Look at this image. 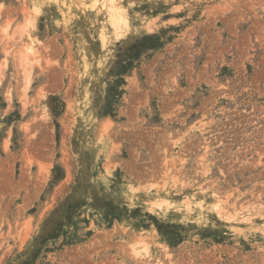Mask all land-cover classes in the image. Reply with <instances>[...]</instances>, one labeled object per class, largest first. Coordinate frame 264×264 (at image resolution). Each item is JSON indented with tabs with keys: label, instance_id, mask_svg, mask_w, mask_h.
Returning <instances> with one entry per match:
<instances>
[{
	"label": "rangeland",
	"instance_id": "rangeland-1",
	"mask_svg": "<svg viewBox=\"0 0 264 264\" xmlns=\"http://www.w3.org/2000/svg\"><path fill=\"white\" fill-rule=\"evenodd\" d=\"M262 215L264 0H0V264H264Z\"/></svg>",
	"mask_w": 264,
	"mask_h": 264
},
{
	"label": "bare ground",
	"instance_id": "bare-ground-1",
	"mask_svg": "<svg viewBox=\"0 0 264 264\" xmlns=\"http://www.w3.org/2000/svg\"><path fill=\"white\" fill-rule=\"evenodd\" d=\"M95 3L96 2H99L100 0H93ZM94 4V3H93ZM99 4V3H98ZM108 14H107V23L109 24V27H110V29H111V31L114 33V31H115V26H118L117 24H116V22H115V19H114V16H113V14L114 13H111V12H107ZM117 17V16H116ZM117 18H119V17H117ZM119 20V19H118ZM105 23V22H104ZM120 24V23H119ZM121 26V25H120ZM122 27H123V25H122ZM107 29V28H106ZM117 31V30H116ZM110 35V34H109ZM106 33L105 32H102L101 33V38H102V42H105V40H106ZM30 44V43H29ZM28 50V49H27ZM26 52V51H25ZM32 52V51H31ZM18 62H19V64L21 65V66H24V64H25V56H24V54H21L20 55V57L18 58ZM160 203V202H159ZM164 204V203H163ZM153 206L155 207H161L159 204H157V203H154L153 204ZM166 207V206H165ZM164 208V207H163ZM261 218L264 220V216L262 215L261 216ZM136 240V239H135ZM133 242V241H132ZM129 252H131V254L133 255V256H138L139 255V251L137 250V248H136V245H135V243H131V244H129ZM139 258V257H138ZM142 258L143 259H141V264H160V263H158L156 260H155V262H150V260L148 259L149 257H147L146 259L144 258V256H142Z\"/></svg>",
	"mask_w": 264,
	"mask_h": 264
}]
</instances>
